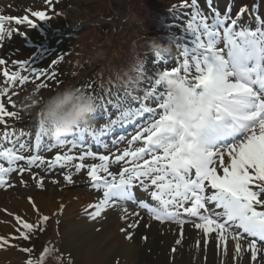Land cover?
Masks as SVG:
<instances>
[{
    "label": "snow or ice",
    "instance_id": "snow-or-ice-1",
    "mask_svg": "<svg viewBox=\"0 0 264 264\" xmlns=\"http://www.w3.org/2000/svg\"><path fill=\"white\" fill-rule=\"evenodd\" d=\"M180 7L191 10L182 35L175 37L182 41L177 44L182 61L178 59L170 71L159 72L158 78L150 81L151 90L139 101L126 92L122 101L112 104L119 114L99 130L78 127L68 136L53 140L38 123L34 141H23L25 133L16 137L6 124L8 118L18 119V113L8 111L0 102V126L4 128L0 138L4 142L0 146V187H12L8 182L10 174L23 176L33 166L74 167L76 173L86 168L90 186L101 193L95 203L84 209L89 220L102 219L108 210H119L120 219L127 224L121 232H127L126 239H132L129 230L138 228L146 212L151 221L178 226L175 245H181L185 225L192 224L202 233L205 251L214 239L217 250L226 256L228 243L232 242L235 264H240L245 253L250 254V264H264V19L254 15L255 27L244 21V16L255 13V7L247 5H242L233 17L230 2L223 13L215 7L207 13L202 11L198 0H184ZM31 15L40 21L49 19L43 11ZM13 19L17 25L36 27L28 16H0V43L5 37L12 38L13 32L6 31L4 24ZM155 61L167 63L159 55H155ZM9 63L15 70L6 67ZM57 63L52 61V65ZM29 75L41 81L48 73L33 68L26 59L9 60L6 53L0 55V78L5 84L0 87V97H5L11 107H16L12 97L17 93H10V89L17 84L25 86ZM161 75L179 77L198 98L199 103L190 104L188 116L178 117L169 110V94L159 79ZM55 76L53 71L49 79ZM45 88V83L36 84L37 92ZM103 111L107 118L108 109ZM146 114L141 123L140 118ZM128 125H135L130 139L120 136L111 147L101 139ZM125 139L127 147L112 151ZM64 148L67 150L63 154L51 159L43 155L45 150ZM99 148L104 149L102 154ZM75 149H79L78 155L73 154ZM26 152L31 154L24 155ZM86 159L99 162L85 164ZM74 161L79 162L73 164ZM18 162L23 166L16 167ZM113 165H119L118 174L110 170ZM63 179L73 183L71 173ZM41 184L42 179L37 180V186ZM137 187L150 196V202L137 199ZM29 203L38 213L31 198ZM63 208L61 205L59 213ZM15 220L19 237L28 241L31 233L44 230L49 217L40 215L36 224L19 216ZM3 246H12L10 239L0 237V247ZM200 246L201 240H197V251ZM19 250L29 257L32 252L31 248ZM54 251L58 250L46 246L38 260L28 258L24 264H44ZM171 251L175 253L177 248ZM68 264H72L70 258Z\"/></svg>",
    "mask_w": 264,
    "mask_h": 264
},
{
    "label": "rangeland",
    "instance_id": "rangeland-1",
    "mask_svg": "<svg viewBox=\"0 0 264 264\" xmlns=\"http://www.w3.org/2000/svg\"><path fill=\"white\" fill-rule=\"evenodd\" d=\"M163 1L164 0H156L155 4L162 7L164 5L167 6ZM177 1H182L184 3V0ZM229 1L230 0H198V6L206 13L209 11L210 7H215L223 13ZM188 2L190 3V0H188ZM257 2L258 0H233L234 6H231L233 17L239 10L237 9L238 6L244 3L250 9L254 6L255 13H250L242 19L255 27L250 19H254V15H261L264 13V2L260 3L259 12L256 10ZM180 5L181 4H179L177 8L171 10L172 16L175 17L173 18L171 26V30L174 32L173 45L175 51H172L170 56L168 55L170 62L166 64L164 62H158L155 67H144L146 68L144 70V76L149 82L158 78V76L156 78L154 71L157 73L164 70L170 71L171 68L175 66L178 59L182 61L180 52L177 49V44L182 43V41L177 40L175 37L182 35V29L186 27L191 10H183ZM127 6L128 0H101V4L97 3V0H0V16L21 19L24 16H28V18L36 24V27L32 28L27 23L17 25L14 19L11 22H5L4 27L6 31L13 32V36L11 39L5 37L3 43H0V55L6 53L9 60L12 58L26 59L32 64L33 68H42L48 73V76L42 78L41 81H35L34 77L29 75V82L25 86L17 84L10 89V93L13 91L17 93L12 97V103L16 105L15 108L11 107V104H9L5 97H0V102L5 103L8 111H15L18 113V119H6L9 130L14 131L16 137H20L21 132H23L25 133L22 137L23 141H34L35 139V133L38 127L37 113L34 106L29 107L26 104V97L33 95V93L43 96L49 94L52 90L74 85L78 78L65 74L69 73L73 68L76 69L78 67L77 62L86 60L85 62L88 65H92L94 61H96V57L102 52L109 48L114 50L118 45V49L121 47L125 42V38L120 33V27L127 18ZM100 7L102 9H100ZM146 8L147 6L138 13V17H145L143 11L146 10ZM34 11L45 12L48 17H51L50 22L45 24V21H40L36 17H33L31 13ZM108 12L111 15L110 21L98 17L106 13L104 17L109 19L110 16L107 15ZM138 20L141 21L139 18ZM127 21L128 19L126 22ZM104 22L109 23L112 27V31L106 34V36L101 37V35L99 36V28L97 25ZM71 28L76 31L69 30ZM100 30L103 33H107L109 27H100ZM70 31H72V33L68 34ZM21 32L24 33L23 36L19 35ZM56 34L76 36L74 39H69V36L54 37ZM45 39L48 43L43 46L40 42L43 43ZM98 39H100L99 41L102 43V46L92 52V48L88 46L94 45ZM119 39L122 40L119 41ZM76 45L78 51L71 61V66L65 57L62 59V52L66 49L64 46L75 47ZM105 59L107 60L104 65H108L110 58L106 57ZM53 60L58 61V63L52 65ZM94 66L91 67L92 71L95 70ZM6 67H8L10 71L15 70L14 66L10 63L6 65ZM53 71L56 73V76L53 79H49ZM21 74L28 75L26 72H22ZM56 80L59 81L57 82ZM37 83H45L47 84V88L37 92ZM4 86V81L0 78V87ZM138 89L139 91L136 93L144 96L146 92L151 90V86L146 83L145 86L138 85ZM138 95H133V97L137 98ZM113 104H115V102ZM149 106L154 105L149 103ZM107 109L109 113L107 118H103L105 115L103 112L98 115L94 113L89 117L91 122L87 127L93 128L94 126H103L108 123L109 119H115L119 114L112 108V105H108ZM146 118L147 114L145 117L140 118V122L142 123ZM134 131L135 125H128L125 128L116 129L109 136L101 137V139L111 147L114 139L120 136H125L130 139V134H133ZM3 134L4 128L0 126V138L3 137ZM85 138L90 140L87 134H85ZM3 144L4 142L0 139V146H3ZM91 147L94 150L97 149L94 143L91 144ZM125 147H127V139L119 143L112 151H117V149L122 151ZM66 150L67 148L52 149L51 151L45 150L43 155L45 159L48 160L58 153L63 154ZM98 151L102 154L104 149L99 148ZM23 154L30 155L31 152ZM73 154L78 155L79 149L73 150ZM76 162L79 161H74L73 164ZM98 162L99 161H93L92 159H86L84 161L85 164ZM20 166H23V162L17 163L16 167ZM110 170L118 174L119 165H113ZM33 173L36 174L35 179L33 178ZM68 173H71L73 176V183L71 184L66 183L63 179V176ZM21 179L25 182L24 184H21ZM40 179H42V184L38 187L37 180ZM53 180H55L56 183H52ZM8 182L13 186L0 187V237L10 239L11 247L20 255V258H18L14 264H24V261L28 259L27 254L19 250L24 248V246L23 243L21 244V238L18 232H16L18 226L15 217L19 216L21 218H26L27 215L39 217L40 212L50 214V216L53 217L50 234L43 243L45 246L51 245L54 249L58 250L56 251L57 256L62 261H67L70 258L73 264H235L233 260L234 243H228L227 255L225 256L223 251L217 250L216 241L214 239L210 241L205 251L202 237L198 238L193 234H191L190 238L184 237L181 245H177V247L175 245V240L178 237L174 242L171 240L170 243L166 244L165 248L160 250L146 248L145 252L137 250L131 255L124 252L114 255L109 253V257L105 255L98 256L94 248L84 242L83 236L73 234L72 231L69 230L65 218L54 215L57 207L60 206L61 200L74 201L76 199V193H78L77 196L81 194L82 197L94 196L96 200L99 198L101 193H98L90 186L86 168L82 169L80 173H76L74 167L47 169L46 166H33L31 170L26 171L23 176L17 173L10 174ZM53 192L58 193L59 196L55 198ZM134 195L138 200L143 199L145 202H150V196L140 191L138 187L134 188ZM60 196H62V198H60ZM29 198L35 203L36 208L39 210L38 213L34 211L32 204L29 203ZM77 201L82 203L85 200L78 199ZM82 211L83 207L78 206L74 216ZM57 220L59 221L58 223ZM75 220L77 221L78 217H75ZM172 225L177 226L175 224ZM191 225L192 224H186L185 227ZM150 235L151 234H143L142 239L138 241L137 245L146 246L147 241L150 239ZM197 240H201L199 251H197L196 248ZM172 247L177 248L175 253L171 251ZM189 247L192 248V251L188 253ZM139 252L145 255V258H140ZM162 254L166 257V261L160 259ZM0 261L3 262L4 259L2 258ZM240 264H250L249 253L243 255Z\"/></svg>",
    "mask_w": 264,
    "mask_h": 264
},
{
    "label": "trees",
    "instance_id": "trees-1",
    "mask_svg": "<svg viewBox=\"0 0 264 264\" xmlns=\"http://www.w3.org/2000/svg\"><path fill=\"white\" fill-rule=\"evenodd\" d=\"M155 1L156 0H128L127 18L120 27V33L124 36L125 42L119 49L118 45L114 50L109 48L102 52L96 57V61H94L92 65H88L85 62L86 60L77 62L78 67L76 69L73 68L71 72V76L74 78L79 77L77 80H80V82L77 89L87 91L95 97L96 102L101 103L103 100L112 102V98L116 94H123L122 90H124V92H130L131 95L134 94L133 91L137 90L134 86L135 81L142 80L140 84L146 83L144 80L145 78L142 77L144 67L148 65L153 66L157 63L152 51L154 45L159 42H170L172 43V50L175 48L173 45L174 33L172 30H168V27L172 25L173 21V16L168 9L173 5L176 7V5L180 4L179 1L164 0L163 2L167 4V6L164 5L162 7L156 5ZM97 3L101 4V0H97ZM145 6H147L146 10L143 11L145 17H138V13H140ZM100 9L102 8L100 7ZM105 14L106 13L98 17L110 21L111 15L109 12L107 13V15L110 16L109 19L104 17ZM138 18L141 21H139ZM127 19L128 21L126 22ZM106 26L109 27V31L103 33L100 27ZM97 27L99 28V36L101 35V37L106 36V34L112 31V27L109 23L98 24ZM99 40L100 39H98L94 45L88 46L92 48V52L102 46ZM120 40L122 39H119V41ZM77 51L76 45L73 50L68 53L67 60L70 64L74 59V55L77 54ZM106 57L110 58L108 65H104L107 60L105 59ZM92 66L95 68L94 71L91 70ZM39 214L49 217V220L43 225L44 230L42 232L37 230L31 233L28 241L21 239L24 248L32 249L30 257L28 254L27 256L33 261L38 260L44 247H52L51 245L45 246L43 243L50 234L52 217L50 214L43 212ZM21 219L32 224L38 222V217L35 216L27 215L26 218ZM58 258L56 251H54L46 257L44 264H68V260L62 261Z\"/></svg>",
    "mask_w": 264,
    "mask_h": 264
},
{
    "label": "bare ground",
    "instance_id": "bare-ground-1",
    "mask_svg": "<svg viewBox=\"0 0 264 264\" xmlns=\"http://www.w3.org/2000/svg\"><path fill=\"white\" fill-rule=\"evenodd\" d=\"M77 194L78 193L75 194V198L77 200L84 199L85 201L79 203L76 199L74 201L61 200L60 206H64L63 212L59 213V206L57 207L56 213H59L58 217L62 216L65 218L67 227L73 234L83 236L84 242L90 247H93L98 256L105 255L106 257H109V253L114 255L124 252L131 255L137 250L145 252L146 248L160 250L165 248L166 244L170 243L171 240L174 242V240L179 236L178 226H174L169 223L161 225L158 221H151L145 212L143 220L138 228L135 230H129L133 233L132 239H126L127 232H121V229L126 228L127 224L125 221L120 219L121 213L119 210H108L102 214V219L98 218L96 220H89L84 212V209L88 204L95 203L97 201L96 197H82L81 194L78 196ZM53 196L56 198L59 195L58 193L53 192ZM62 196H60V198H62ZM78 206H82L83 211L74 216ZM75 217H78L77 221L75 220ZM143 234H151L150 239L147 241L146 246H138L137 243L142 239ZM191 234L198 238L202 237V233H200V231L198 232V230L192 225L186 226L184 228V237L190 238ZM188 249V253L192 251V248L189 247ZM139 253L140 258H145V255L141 252ZM2 258L5 262L0 261V264H14L15 261L20 258V255H18L11 246H3L0 247V260ZM160 259L162 261L167 260L163 254ZM162 261L160 262L164 263Z\"/></svg>",
    "mask_w": 264,
    "mask_h": 264
},
{
    "label": "clouds",
    "instance_id": "clouds-1",
    "mask_svg": "<svg viewBox=\"0 0 264 264\" xmlns=\"http://www.w3.org/2000/svg\"><path fill=\"white\" fill-rule=\"evenodd\" d=\"M154 55L164 57L171 54L172 43L159 42L154 45ZM169 94V110L178 117H186L192 103H199L188 86L176 76H159ZM29 107H35L37 120L53 140L68 136L76 128L87 127L89 117L96 111L95 97L83 89L65 86L52 90L47 95H31L25 98Z\"/></svg>",
    "mask_w": 264,
    "mask_h": 264
}]
</instances>
